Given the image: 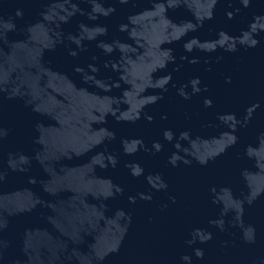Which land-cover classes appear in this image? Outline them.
<instances>
[{
    "label": "water",
    "instance_id": "obj_1",
    "mask_svg": "<svg viewBox=\"0 0 264 264\" xmlns=\"http://www.w3.org/2000/svg\"><path fill=\"white\" fill-rule=\"evenodd\" d=\"M0 264H264V0H0Z\"/></svg>",
    "mask_w": 264,
    "mask_h": 264
}]
</instances>
